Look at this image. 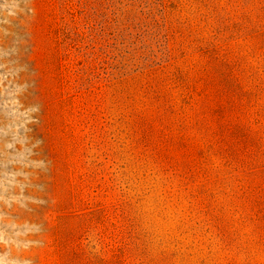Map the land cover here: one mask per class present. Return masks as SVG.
Listing matches in <instances>:
<instances>
[{
  "label": "rangeland",
  "instance_id": "rangeland-1",
  "mask_svg": "<svg viewBox=\"0 0 264 264\" xmlns=\"http://www.w3.org/2000/svg\"><path fill=\"white\" fill-rule=\"evenodd\" d=\"M0 264H264V0H0Z\"/></svg>",
  "mask_w": 264,
  "mask_h": 264
},
{
  "label": "trees",
  "instance_id": "trees-1",
  "mask_svg": "<svg viewBox=\"0 0 264 264\" xmlns=\"http://www.w3.org/2000/svg\"><path fill=\"white\" fill-rule=\"evenodd\" d=\"M263 27V26H262Z\"/></svg>",
  "mask_w": 264,
  "mask_h": 264
}]
</instances>
